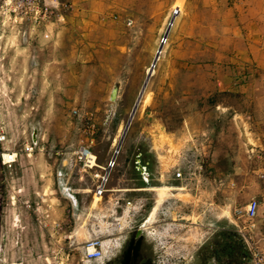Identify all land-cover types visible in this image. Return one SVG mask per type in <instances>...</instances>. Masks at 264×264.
<instances>
[{"label": "rangeland", "instance_id": "obj_1", "mask_svg": "<svg viewBox=\"0 0 264 264\" xmlns=\"http://www.w3.org/2000/svg\"><path fill=\"white\" fill-rule=\"evenodd\" d=\"M215 5L58 0L39 24L0 17V132L8 140L0 151L17 153L11 166L0 157V264H120L130 240L139 252L129 264H250L249 246L264 250V114L251 98L212 88L216 64L231 70L235 54L221 48ZM174 7L180 11L98 202L97 176L77 173L74 152L90 145L107 165ZM238 66L237 85L245 86L256 67ZM27 141L35 143L31 157ZM161 185L174 189L147 224ZM252 198L261 208L244 221L240 211ZM94 237L104 255L84 260L83 244Z\"/></svg>", "mask_w": 264, "mask_h": 264}, {"label": "crops", "instance_id": "obj_2", "mask_svg": "<svg viewBox=\"0 0 264 264\" xmlns=\"http://www.w3.org/2000/svg\"><path fill=\"white\" fill-rule=\"evenodd\" d=\"M213 1L219 13L218 18H222L216 22V29H225L226 33V43L221 48L233 50L235 54L228 61L232 64L231 70L226 68L225 72H220L223 68L216 64L218 79L212 88L214 91L228 90L251 98L255 110L264 114V0ZM243 60H251L256 69L245 86H238L234 72ZM232 113L240 115L242 112L232 109ZM258 140L264 146V137Z\"/></svg>", "mask_w": 264, "mask_h": 264}, {"label": "built area", "instance_id": "obj_3", "mask_svg": "<svg viewBox=\"0 0 264 264\" xmlns=\"http://www.w3.org/2000/svg\"><path fill=\"white\" fill-rule=\"evenodd\" d=\"M58 4V0H0V17H9L13 19H19L21 21L24 18L32 19L33 22L39 24L42 21H45L50 17L53 13V9L56 8ZM174 12L177 13L175 7L173 8ZM61 18H63L61 16ZM131 21L128 20V24ZM6 135L0 132V144L7 142ZM35 143L31 141H27L23 147L26 155L31 154L34 151ZM4 153L8 154V159H5ZM119 153V149H114L111 155V159L107 162V165L99 167L97 162V155L93 152L90 145H80L74 152V166L76 168L77 173L80 175H90L93 174L97 176V183L95 189L93 191V199L95 197H99V201L103 198L104 194L107 192L106 184L108 181V170L113 165L111 164V160L113 161L116 158V155ZM17 153L13 152L11 149H5L1 147L0 157L1 162L5 166H11L12 163L16 161ZM187 152H182L180 158L185 160L187 158ZM112 161V162H113ZM135 164L137 165L138 171L140 174L145 177L147 175V166L145 163L141 162L139 156L135 157ZM97 169H100L101 173H95ZM179 169V168H178ZM175 177L184 178L182 171L178 170L175 173ZM122 199L118 198L115 200V204L119 205ZM125 205H131L130 200L125 201ZM259 202L256 198L250 199L243 211L241 210V216L244 217V221L253 220L257 214L259 209ZM254 225L251 222L248 225H243L239 232L242 230L252 229ZM242 236L245 237V234L242 233ZM250 237V236H249ZM250 253V264H264V250L259 248L256 245L252 247L249 246ZM104 255V243L103 240L99 237L90 238L84 242L82 247V258L84 260H96L102 258Z\"/></svg>", "mask_w": 264, "mask_h": 264}, {"label": "bare ground", "instance_id": "obj_4", "mask_svg": "<svg viewBox=\"0 0 264 264\" xmlns=\"http://www.w3.org/2000/svg\"><path fill=\"white\" fill-rule=\"evenodd\" d=\"M176 10H178V9H176ZM165 41H166V39L164 40V43H165ZM157 50V49H156ZM155 53H156V51H155ZM161 54V53H160ZM154 57H155V54H154ZM154 57H153V59H154ZM160 57V56H159ZM159 59V58H158ZM153 61V60H152ZM157 62V61H156ZM151 64H152V62L150 63V65H149V67L147 68V70L146 71H150V66H151ZM156 65V64H155ZM155 65H154V67H155ZM154 67H153V71H154ZM153 73V72H152ZM114 95H115V90H113L112 91V93H111V97L113 98L114 97ZM130 116V115H129ZM132 119H133V117L131 118V120H130V123H131V121H132ZM129 122V117H128V120H127V122L125 123V125L127 124ZM125 125L119 130L120 131V136L122 135V133H123V131H124V129H125ZM117 139V138H116ZM119 139H120V137H119ZM119 139H117V140H115L114 141V145H115V149H116V147H117V144H118V141H119ZM114 147V146H113ZM5 149H8V148H5ZM5 159H8V154L7 153H4V156H3ZM28 157H31V154H28ZM113 160V159H112ZM96 164L99 166V167H101V165H99L97 162H96ZM111 164L112 165H114V162H112L111 161ZM174 189V187H171V186H168V185H161V186H158V187H156L155 188V190H156V192H157V197H156V202H155V205H154V207L151 209V211H150V213H149V215H148V217H147V220H146V223L147 224H151L153 221H154V218H155V215H156V212H157V210H158V208H159V206L163 203V201L170 195V192L172 191ZM176 189H182V187H179V188H176ZM113 191H120V189L119 188H114L113 189ZM97 199L99 198V197H96ZM93 206H96V204H94ZM102 216H104V215H102ZM127 215H126V213L123 215V217L121 218V220L123 221V220H125V217H126ZM104 221V220H103ZM102 220H100V226L101 227H106L107 226V224H105L104 222H103ZM99 223V222H98ZM122 224H123V222H122ZM106 225V226H105ZM47 262H49V259H47Z\"/></svg>", "mask_w": 264, "mask_h": 264}, {"label": "water", "instance_id": "obj_5", "mask_svg": "<svg viewBox=\"0 0 264 264\" xmlns=\"http://www.w3.org/2000/svg\"><path fill=\"white\" fill-rule=\"evenodd\" d=\"M176 15H177V12L175 11V12L173 13V15L171 16L169 22H168V25H167V27H166V29H165V32H164L163 40H161L160 44L158 45V48H157L156 53H155V57H154V59H153V61H152V64H151V66H150V71L148 70V71L146 72V77H145V79H144V82H143V84H142V87H141V89H140V91H139V94H138V96H137V98H136V101H135V103H134V105H133V108H132V110H131V113H130V116H129V122L125 125V129H124V131H123V133H122V135L120 136V139H119V141H118L117 149H119L120 146H121V142H122V140H123V138H124V136H125V134H126V131L128 130V127H129V125H130V120H131V118L133 117V115H134V113H135V111H136L137 105H138V103H139V101H140V99H141V97H142V94H143L145 88H146L147 82H148L150 76L152 75L153 67H154V65L156 64V61L158 60V58H159V56H160V53L162 52L163 45H164V40H165V39L167 38V36H168V33H169V31H170L171 26L173 25V22H174V19H175Z\"/></svg>", "mask_w": 264, "mask_h": 264}, {"label": "trees", "instance_id": "obj_6", "mask_svg": "<svg viewBox=\"0 0 264 264\" xmlns=\"http://www.w3.org/2000/svg\"><path fill=\"white\" fill-rule=\"evenodd\" d=\"M139 252V241L130 240L126 246V256L121 264H129L130 260L137 257Z\"/></svg>", "mask_w": 264, "mask_h": 264}, {"label": "flooded vegetation", "instance_id": "obj_7", "mask_svg": "<svg viewBox=\"0 0 264 264\" xmlns=\"http://www.w3.org/2000/svg\"><path fill=\"white\" fill-rule=\"evenodd\" d=\"M127 246V245H126ZM125 256H126V248L123 250V252H122V256H121V258H122V261H123V259L125 258ZM122 261L120 262V264L122 263ZM131 261V260H130ZM130 263V262H129Z\"/></svg>", "mask_w": 264, "mask_h": 264}]
</instances>
